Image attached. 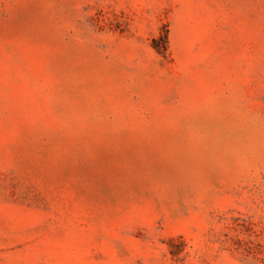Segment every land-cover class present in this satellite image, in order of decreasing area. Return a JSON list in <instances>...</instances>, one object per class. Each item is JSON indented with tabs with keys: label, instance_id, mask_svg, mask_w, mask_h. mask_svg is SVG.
I'll return each instance as SVG.
<instances>
[{
	"label": "rangeland",
	"instance_id": "rangeland-1",
	"mask_svg": "<svg viewBox=\"0 0 264 264\" xmlns=\"http://www.w3.org/2000/svg\"><path fill=\"white\" fill-rule=\"evenodd\" d=\"M0 264H264V0H0Z\"/></svg>",
	"mask_w": 264,
	"mask_h": 264
},
{
	"label": "trees",
	"instance_id": "trees-1",
	"mask_svg": "<svg viewBox=\"0 0 264 264\" xmlns=\"http://www.w3.org/2000/svg\"><path fill=\"white\" fill-rule=\"evenodd\" d=\"M166 38V37H165Z\"/></svg>",
	"mask_w": 264,
	"mask_h": 264
}]
</instances>
